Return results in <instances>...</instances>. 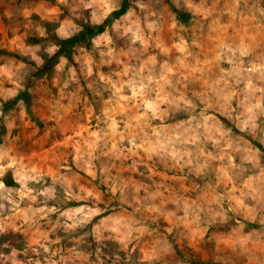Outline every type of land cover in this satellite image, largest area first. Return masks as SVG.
I'll use <instances>...</instances> for the list:
<instances>
[{"label":"clouds","instance_id":"1","mask_svg":"<svg viewBox=\"0 0 264 264\" xmlns=\"http://www.w3.org/2000/svg\"><path fill=\"white\" fill-rule=\"evenodd\" d=\"M0 264H264V0H0Z\"/></svg>","mask_w":264,"mask_h":264}]
</instances>
